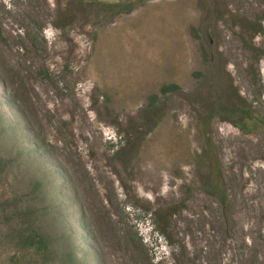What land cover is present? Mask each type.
Listing matches in <instances>:
<instances>
[{
    "label": "rangeland",
    "instance_id": "obj_1",
    "mask_svg": "<svg viewBox=\"0 0 264 264\" xmlns=\"http://www.w3.org/2000/svg\"><path fill=\"white\" fill-rule=\"evenodd\" d=\"M260 26L264 0H0V264H264Z\"/></svg>",
    "mask_w": 264,
    "mask_h": 264
},
{
    "label": "trees",
    "instance_id": "obj_2",
    "mask_svg": "<svg viewBox=\"0 0 264 264\" xmlns=\"http://www.w3.org/2000/svg\"><path fill=\"white\" fill-rule=\"evenodd\" d=\"M263 32L264 28H262V26L255 30V34H261ZM170 89L171 88L169 87H165L162 91L166 92L170 91ZM155 102L156 100H154L152 105H154ZM231 113L237 116L238 121L247 119V117L250 118V113L247 110L241 109L240 107H238V105L232 108ZM238 121H233V123H237V125H239ZM9 129L10 126L6 125L4 118L0 112V134ZM41 184L42 183L40 181H37L34 184L35 191H40ZM214 189L216 194H218V196L220 197L222 203L225 204L227 200L226 192L222 190L219 185H216ZM46 207L44 208L45 211H47L48 209L50 210V207L48 205ZM15 213L16 216H10L9 218L10 227L7 228L8 236L11 238L14 237L16 239V245L20 251L24 250L39 255L46 254L55 242L52 237L48 235V233L46 232V228L43 225L44 218L46 216H39L37 212L33 213L30 209V206L17 207L15 209ZM158 217L159 218H157V221L160 224V222L165 218V214H162ZM77 249L78 247H76L75 245H66L65 252L61 256L64 264H82L83 259L78 255Z\"/></svg>",
    "mask_w": 264,
    "mask_h": 264
}]
</instances>
